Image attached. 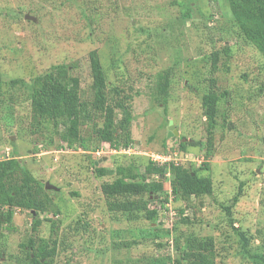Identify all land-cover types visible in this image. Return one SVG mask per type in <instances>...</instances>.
Instances as JSON below:
<instances>
[{
  "label": "rangeland",
  "instance_id": "374dc122",
  "mask_svg": "<svg viewBox=\"0 0 264 264\" xmlns=\"http://www.w3.org/2000/svg\"><path fill=\"white\" fill-rule=\"evenodd\" d=\"M27 15L36 21L26 20ZM231 19L223 0H0V160L17 157L36 179L58 188L51 197L54 210L61 212L57 217L47 213L56 227L43 221L34 232L30 213L17 210L13 231L5 232L0 264H26L22 245L31 238L37 244L40 238L50 246L57 242L53 264H170L178 255L174 238L185 248L191 236L214 238L215 264H253L240 253L230 220L247 232L253 254L264 255V96L259 93L264 59L238 37ZM224 47L231 55H223L213 70L208 56ZM60 64L80 79L88 101L99 66L132 94L126 103L134 121L129 132L118 130L116 137L136 147L103 143L100 117L96 126L82 127L85 147L78 148L61 143L51 125L32 121L28 91L12 82L28 83ZM166 71L171 79L163 104L158 77ZM212 80L218 94H227V103L221 104L218 127L210 134L199 96ZM171 121L178 132L174 138H168ZM180 138L205 148L180 150ZM163 144L171 154L159 153ZM164 159L210 176L213 195L189 202L169 197L168 211L161 210L159 198L171 190L168 169L164 192L150 205L160 209L163 225L108 211L101 188L115 180L116 167L135 163L151 176L148 162L164 165ZM93 161L111 174L96 176ZM241 188L228 216L220 204L231 206ZM180 209L184 216L178 215ZM186 216L188 224L182 221ZM156 226L162 229L159 240L152 232Z\"/></svg>",
  "mask_w": 264,
  "mask_h": 264
},
{
  "label": "trees",
  "instance_id": "16d2710c",
  "mask_svg": "<svg viewBox=\"0 0 264 264\" xmlns=\"http://www.w3.org/2000/svg\"><path fill=\"white\" fill-rule=\"evenodd\" d=\"M223 1L232 17L231 28L234 29L238 37L254 47L264 59V0ZM223 55L230 57L231 49L224 47L208 56L212 62L213 70L218 68ZM112 68H116L115 63L111 64ZM98 69L93 72V94L89 101L82 96L83 90L80 79L72 75L70 66L65 64L52 66L48 71L31 79L28 83L23 80H13L12 85L15 87L20 85L28 91L32 121L38 124L47 123L51 125L59 136L60 142L68 147H85L81 129L88 124L96 126L98 123L96 119L100 117L102 126L97 129H101V141L111 148L124 146L125 149L132 150V146L136 147L133 141L121 140L119 136L116 137V132L120 130L127 133L130 130L134 115L130 105L126 102H131L133 96L110 80L107 75L108 72L103 67L99 66ZM170 79V71H166L158 77V93L161 95L159 98L163 104L166 103L165 98L168 95ZM213 86L214 80H212L209 91L199 96L210 134L218 127L217 118L220 115L221 104L227 103L225 100L227 94H218ZM259 93L264 96V86H261ZM165 111L166 109H164V113H166ZM119 115H121L120 119H118ZM183 139L179 143L180 150H186L188 145L199 146L201 149L205 148V144L202 142L185 143L182 141ZM209 144L212 145L211 142ZM163 145V149L159 153L171 154L172 150L165 147V144ZM148 164L152 165L153 174L151 176L142 174L135 163L127 167L115 168L114 174L117 176L115 180L103 184L101 188L109 212L127 214L129 221L142 216L152 224L159 226L160 224L163 225L160 209L168 211L169 197H173L175 202H189L192 198L201 199L213 195L212 178L200 176L197 170L192 169L191 166L183 167L169 161L165 162L164 165L154 162H148ZM92 165L96 176L100 178L111 174L107 168L96 167L95 161L92 162ZM168 169L172 174L170 193L169 195L165 194L163 199L159 198L160 209L158 206L157 208H150L151 203L156 202L155 197L164 192L162 178L166 177ZM152 176L155 178L150 180ZM124 177H134L135 179L125 180ZM57 192L46 190L45 184L31 174L21 159L12 157L7 160H0V260L5 252L1 250L6 236L5 232L13 231V220L17 210H25L30 213L33 218L34 232L38 231L43 221L51 222L53 228L56 227L54 221L47 218V213L53 212L54 217L61 213L60 210H54L51 197V194L58 195ZM241 192L242 188L233 198L231 206L220 204L221 209L228 216H231L230 209L239 202L242 196ZM185 213L183 209L178 211V215L181 216H184ZM182 221L185 224L190 223L187 216L182 217ZM229 224L238 238L242 256L252 258L253 264H264V255L253 254L250 248L251 240L247 232L241 227H235L232 220ZM157 226L152 228V232L155 234V238L159 240L158 232L162 229H158ZM174 229L177 230L176 225H174ZM166 232L169 234V230ZM38 242L37 244V241L31 238L22 245L27 252L26 264H53L52 260L55 258L58 249L57 242H52L51 246L45 239L40 238ZM174 243L177 246L178 255L170 264H215L216 241L214 238L191 236L188 238L185 248L179 247V238H174ZM156 245L163 249L161 242H157Z\"/></svg>",
  "mask_w": 264,
  "mask_h": 264
},
{
  "label": "water",
  "instance_id": "95a60500",
  "mask_svg": "<svg viewBox=\"0 0 264 264\" xmlns=\"http://www.w3.org/2000/svg\"><path fill=\"white\" fill-rule=\"evenodd\" d=\"M25 19L26 20H30V21H33V22H35L36 21V19L35 18H33V17H31V16H25ZM176 136H178V132L175 130V127H174V125H173V122L171 121L170 123H169V133H168V138H174V137H176ZM45 188H46V190H49V191H58L59 189L58 188H56L55 186H52L51 184H49V183H46L45 184Z\"/></svg>",
  "mask_w": 264,
  "mask_h": 264
},
{
  "label": "flooded vegetation",
  "instance_id": "af4514ba",
  "mask_svg": "<svg viewBox=\"0 0 264 264\" xmlns=\"http://www.w3.org/2000/svg\"><path fill=\"white\" fill-rule=\"evenodd\" d=\"M180 139H181V138H180ZM182 141H184V142H185L186 140H185V139H183Z\"/></svg>",
  "mask_w": 264,
  "mask_h": 264
},
{
  "label": "built area",
  "instance_id": "2783aa9c",
  "mask_svg": "<svg viewBox=\"0 0 264 264\" xmlns=\"http://www.w3.org/2000/svg\"><path fill=\"white\" fill-rule=\"evenodd\" d=\"M164 161H168L167 159H164Z\"/></svg>",
  "mask_w": 264,
  "mask_h": 264
}]
</instances>
